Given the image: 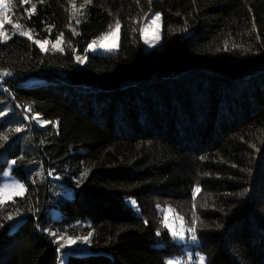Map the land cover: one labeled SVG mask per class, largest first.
<instances>
[{"label":"trees","instance_id":"obj_1","mask_svg":"<svg viewBox=\"0 0 264 264\" xmlns=\"http://www.w3.org/2000/svg\"><path fill=\"white\" fill-rule=\"evenodd\" d=\"M77 1L0 0L34 40L62 39L44 53L0 29V185L11 166L25 188L0 204V264H168L166 206L205 264H264V0ZM112 20L118 51L78 68Z\"/></svg>","mask_w":264,"mask_h":264},{"label":"rangeland","instance_id":"obj_2","mask_svg":"<svg viewBox=\"0 0 264 264\" xmlns=\"http://www.w3.org/2000/svg\"><path fill=\"white\" fill-rule=\"evenodd\" d=\"M24 5L26 3H23ZM81 5H79V2L77 0H75L74 3V13L79 12ZM11 8L9 5H3L1 6L0 4V21L3 22V26L7 25L9 22H12L14 18L13 16V12H11ZM27 15H29L31 13V10H28ZM158 14L155 12H151L147 15L146 20H145V25L143 28V42H144V47L146 49V51L154 48L155 46H157L161 40V31H162V26H161V15L160 16V20L157 21L156 23H152V19L154 18V16ZM14 27V31L12 32V35H19L20 31H25L24 29H22L21 23L20 22H12L11 24ZM14 25H19V27H15ZM119 29H116V24L115 22L112 20L110 23H108V25L106 26V29H104L99 36H97V38H95V40L93 42H91L89 45H93L92 48L88 47L83 51V52H78L76 54V66L78 68H81L85 65L86 62V58L88 55H111V54H115L118 51V45H119ZM28 32L31 36V32L30 31H25ZM112 33L111 36H108L109 33ZM108 36L107 39H105L104 37ZM27 38V36H22ZM59 38V45L58 48H53L52 45L54 43H56L57 39ZM55 40H47L48 43L44 45V53H48V52H58L62 50V39L61 37H58ZM34 40L33 36L32 39ZM103 45V46H102ZM40 48V46H38ZM41 49V48H40ZM111 49V50H108ZM81 57L83 58V62H78L77 61V57ZM5 75L0 74V79H4ZM35 81H33L34 83ZM32 84V83H31ZM11 170L12 167L9 166L8 169L6 170L4 176H3V182L0 185V189H3L5 186L11 187L13 185H17V184H21L19 181H17L12 175H11ZM25 193V190L23 192V194ZM21 195H16L14 192H9L8 198L6 199V201L11 200L14 197H18V196H22ZM133 199H127V203L132 205L131 201ZM172 207L166 206V207H160L159 211L162 215V218L164 220V217H167V222L168 224L172 227V229L174 231H176L178 234L183 236V239L179 238V235L173 239L176 241V243L178 245L181 246L182 248V252L180 254H178L177 256H174L173 258L168 259L169 261H172V264H205V258L203 261L200 260V257H204L200 252H198L197 250L193 249V245L196 244V241H193L191 239L192 236V232L189 231V229L185 226V222L184 219H181V215H179L174 209V211H168V209ZM183 218V217H182ZM171 234V233H170ZM67 245L69 243V240L66 241ZM72 245V243H69ZM69 246V245H68ZM65 251L62 250L61 253L53 256L50 260V262L48 264H65Z\"/></svg>","mask_w":264,"mask_h":264},{"label":"snow or ice","instance_id":"obj_3","mask_svg":"<svg viewBox=\"0 0 264 264\" xmlns=\"http://www.w3.org/2000/svg\"><path fill=\"white\" fill-rule=\"evenodd\" d=\"M22 2H23V3H27L28 0H22ZM85 2H86V3H91L92 0H85ZM149 3H151V0H149ZM35 8H36V5H35V4H32L31 9H32L33 12L35 11ZM26 11H27V10H26ZM159 20H160V16H159V14H156V15L154 16V18L152 19L151 22H152V23H156V22L159 21ZM14 26H15V27H19V25H14ZM119 27H120V24H119V21H117V23H116V29H119ZM253 27L255 28V24H253ZM2 28H3V22L0 21V29H2ZM19 35H20V36H27V38H28L29 40L32 39V36H31L28 32H25V31H20V32H19ZM62 35H63V34L61 33V36H62ZM111 35H112V33L110 32V33L108 34V36H111ZM108 36H105L104 38L107 39ZM8 39H11V37L7 36L6 33H5L4 31L0 30V42H5V41H7ZM33 43H35V44H37L38 46H40L41 51H44V50H45V49H44V45L47 44L48 41H47V40H43V41H41V40H34ZM59 43H60V41H59V38H58L57 41H56V43H54V44L52 45V47H53V48H58ZM93 43H95V42H93ZM102 46H103V45H102ZM92 47H93V45H89V48H92ZM108 50H111V49H108ZM77 61H78V62H83V58H81V57L78 56V57H77ZM3 75L7 76V75H10V73H7V72H6V73H4ZM43 123H48V122H47V121H43ZM15 131H16V132H20L21 129H20V128H16ZM4 139L6 140L7 137H4ZM12 163L15 164L16 161H13ZM24 190H25V188H24V185H23V184H17V185H13V186H11V187L5 186L3 189H0V204H4V203H5L6 199L8 198V195H7V194H8L9 192H14L16 195H21V194H23ZM199 191H200V188L197 187V188H196V192H199ZM131 203H132L133 206H136V201H135V200H132ZM168 211H174V210L171 209V208H169ZM9 219H11V217H9ZM181 219H183V218L181 217ZM163 222H164V227H165V228H168L169 232L171 233V235H172L174 238H176V237L179 235V238H180V239H183V236L180 235V234H178L176 231H174V230L172 229V227L168 224V222H167V217H166V216L164 217V221H163ZM189 231L192 232L191 239H192L193 241H196V240H197V236H196V234H195V228L189 229ZM159 234H160V233L158 232L157 235H159ZM63 239H64V237H60V238H59V240H63ZM59 240L57 241L58 243H59ZM84 240H85V242H87V237H85ZM72 242H74V241H73V240H69V243H72ZM200 260L203 261V260H204V257H200ZM168 264H172V261H169Z\"/></svg>","mask_w":264,"mask_h":264}]
</instances>
